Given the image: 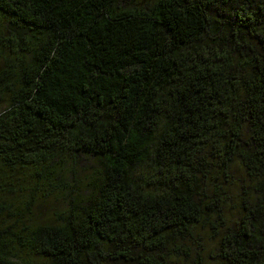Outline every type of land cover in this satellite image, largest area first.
I'll use <instances>...</instances> for the list:
<instances>
[{
	"label": "trees",
	"instance_id": "16d2710c",
	"mask_svg": "<svg viewBox=\"0 0 264 264\" xmlns=\"http://www.w3.org/2000/svg\"><path fill=\"white\" fill-rule=\"evenodd\" d=\"M0 264H264V0H0Z\"/></svg>",
	"mask_w": 264,
	"mask_h": 264
},
{
	"label": "rangeland",
	"instance_id": "374dc122",
	"mask_svg": "<svg viewBox=\"0 0 264 264\" xmlns=\"http://www.w3.org/2000/svg\"><path fill=\"white\" fill-rule=\"evenodd\" d=\"M64 208L65 203L61 199H52L51 201L39 200L34 207L33 218L35 221L53 219L57 217L56 212H60L64 210ZM201 242L204 244L203 253L206 254L207 252H210L213 243L210 242L209 238L206 237L204 240H201Z\"/></svg>",
	"mask_w": 264,
	"mask_h": 264
}]
</instances>
